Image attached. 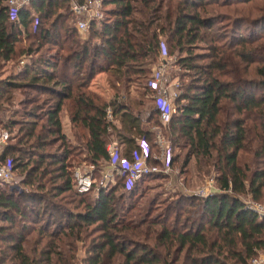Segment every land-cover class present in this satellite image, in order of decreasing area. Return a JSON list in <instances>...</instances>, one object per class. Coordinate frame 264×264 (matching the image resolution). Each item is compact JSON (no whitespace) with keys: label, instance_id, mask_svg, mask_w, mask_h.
<instances>
[{"label":"trees","instance_id":"16d2710c","mask_svg":"<svg viewBox=\"0 0 264 264\" xmlns=\"http://www.w3.org/2000/svg\"><path fill=\"white\" fill-rule=\"evenodd\" d=\"M82 1L28 0L12 13L0 0V68L25 58L16 73L0 79V114L10 111L0 126L15 128L0 163L18 172L15 186L0 182V264H71L78 242L81 264H249L264 246V217L258 220L236 195L263 197L264 34L237 35L247 22L241 19L219 30L206 13L212 4L250 0H101L102 17L90 21L80 39L71 3ZM258 19L247 23L264 22ZM160 43L187 77L164 125L153 105L141 101L151 99L146 82ZM98 73L109 75V101L88 89ZM119 84L124 90L134 84L136 99L117 100ZM13 98L19 110L6 106ZM63 109L70 136L61 128ZM142 110H148L143 124L164 128L169 165L185 151L180 165L192 159L198 171L210 169L218 192L180 194L163 214L149 217L154 199L129 212L139 203V185L164 178L161 173L129 187L114 174L93 197V187L75 190L71 168L86 164L96 173L108 159L110 139L129 159L138 150L136 137L142 138L154 163V136L141 126ZM241 153L255 169L238 161Z\"/></svg>","mask_w":264,"mask_h":264},{"label":"rangeland","instance_id":"374dc122","mask_svg":"<svg viewBox=\"0 0 264 264\" xmlns=\"http://www.w3.org/2000/svg\"><path fill=\"white\" fill-rule=\"evenodd\" d=\"M99 2V9L101 14H103L102 10H103V6L101 4V0H97V3ZM135 6H138L137 3H134ZM207 15L212 16L213 18H216V23L214 25V28H218L219 30H225L228 31L230 30V22L233 19H241L242 21H247V22H251L253 20H257L258 17L260 15H263L264 13V0H250L247 3H234V4H228L226 6H221L219 4H212L207 6ZM77 18L79 19V16H75V21L77 20ZM225 18H230V19H225ZM264 18L262 19H258V23L261 21L263 22ZM230 21V22H229ZM247 22H243L245 24H242L241 29H237V35H244L246 37H248V35L251 33L253 35H255L256 33L258 34H264V22L261 23L258 26H250V24H248ZM235 25V23H233ZM89 25V23H88ZM87 25V27H88ZM87 29V28H86ZM86 29L84 30H78V34H79V38L80 39H85L87 36L86 33ZM163 40V39H162ZM168 57L171 59V63L167 66L166 68V74L168 76V78L170 79V81H172L174 83V85L176 86V83L179 86V83H181L182 81H186L187 77H180L178 71L180 70V66H176L174 63L176 57L174 54L168 55ZM19 59H22V63H24L25 58H17L16 62L12 61V62H8L6 63L3 67L0 68V79H4L5 77L10 76L12 73H16L20 67V62ZM158 59L156 60V62L154 64L151 65L150 70L152 69V67L156 66L158 64ZM22 66V65H21ZM108 74L106 73H98L96 74V76L92 79L93 81H91L88 84V89L92 92H94L97 89V92L100 93L102 92V99H104L105 101H109V99H111L113 96L111 93H113V90H111L108 86V84L106 83V80L108 81ZM179 77V78H178ZM170 88H172L173 86L170 85ZM178 91V90H177ZM95 93V92H94ZM127 94V96L129 98H135L136 99V92L134 90V84H131L129 90H124L123 86L119 84L118 86V96L120 97V100L125 101V95ZM14 96L15 98H19L21 97L19 91H15L14 92ZM101 97V96H100ZM13 101L11 102V104L6 105L9 106V109L15 110V109H20L19 105L17 104V100L16 99H12ZM141 101H143L144 103V107L148 106V105H153L154 107V101L151 99H148V97H146V95H143L141 97ZM175 101L173 102V107L175 106ZM5 105V104H4ZM8 109V111H9ZM135 110V109H134ZM148 111V110H147ZM145 110H142L140 112V119L142 120V127L143 129L146 128H150L152 129L151 132L154 135L155 132L159 133V135H161L163 137V139L165 140V145L168 146L169 148V144L170 142L167 139V135L164 132V128L162 127H158L155 126L152 122H149L148 124H143V121L146 119V113L148 114V112ZM135 112V111H134ZM133 112V113H134ZM7 113V114H6ZM1 113L0 117H1V121L7 120V117L10 116V111L9 113L6 112ZM8 115V116H7ZM60 118L63 120H67L66 117V110L63 109L60 113ZM0 131H6V133L8 134V140L6 141V143L9 141L10 143L14 142L13 136L15 134V128H13V130L8 131L7 129L3 128L2 126H0ZM71 135V134H70ZM80 144L82 146V142L80 141ZM78 145V144H77ZM120 148V154L122 155L121 151V147ZM157 151V148L153 147L151 154H155ZM180 151V155L178 160L173 163L167 174H163L165 175L164 178H151V179H146L145 181L142 182V184L139 185V190H138V196H139V200H138V204H136L129 213H134L137 212L136 209H138V207L144 203V201H146L147 199H154L155 202L152 203V205H150L149 207V217H154V216H158L160 214H163L166 210L167 207L169 206L168 203L170 201H172V199H174L175 197L179 196L180 194L182 195H186V194H192L195 191H198L200 189H204V188H208L211 192L210 193H214V192H218L219 189L216 186V183L214 182V173L209 169L207 173H202L201 171H198L196 169V165L194 164L193 160L190 159L188 164L185 167H182L180 165V162L182 161V157L183 154L185 153V151L183 150H179ZM178 152L177 149H172L171 153L172 155L176 154ZM123 156V155H122ZM238 161L240 163H244L246 162L248 165V169H255V165L251 164V159L250 156L248 154H239V159ZM104 165V162H102V165ZM79 168L81 170H86L87 167H89V165L86 164H80L78 165ZM100 166V167H101ZM8 167V166H7ZM74 168H76V165L73 166L71 169L72 171L74 170ZM205 168H207V166H205ZM9 169V168H8ZM10 171V170H9ZM12 174V177L14 178V181L16 182V177L18 176V172H10ZM160 173V172H159ZM93 174L94 178L96 179L98 177V173H91ZM162 174V173H161ZM113 180H114V174L112 175ZM112 180V181H113ZM15 186L12 185V187ZM96 194V190H93L92 192H90V195H88L89 197H93ZM240 200H245L250 198L249 194L246 193H241V194H237L236 195ZM263 197L261 198L260 201H255L261 205L264 206V190H263ZM126 201L125 199L122 200ZM67 206V205H66ZM145 207V205H144ZM148 209V207H147ZM146 209V210H147ZM92 236H89L88 238H82V243H86V241ZM74 245H76V252L74 253V258L72 260H70L71 264H81V258L83 257V247L82 244L80 242L75 243ZM264 248V246H263ZM29 249V246L27 245V250ZM260 250V249H259ZM259 250L257 252H259ZM250 262V260H249Z\"/></svg>","mask_w":264,"mask_h":264},{"label":"built area","instance_id":"2783aa9c","mask_svg":"<svg viewBox=\"0 0 264 264\" xmlns=\"http://www.w3.org/2000/svg\"><path fill=\"white\" fill-rule=\"evenodd\" d=\"M28 0H7V5L11 8L12 13L25 4ZM71 10L73 14L79 16L74 25L77 30H85L87 25L92 20H99L102 17L99 9V2L97 0H83L82 3H71ZM159 61L158 64L149 72L147 87L151 91L150 97L154 101V108L158 112V120L161 125L168 122L173 111V100L177 95V87L166 74L167 66L172 62L168 57L164 45H159ZM173 87L170 88L169 86ZM120 99V97H119ZM107 118L111 119L109 108L106 107ZM8 140L6 131H0V152L2 146ZM153 143L157 151L152 154L151 159L154 163L147 161L148 145L142 138L136 140L138 146L137 151L131 152L129 159L120 154V148L115 140H111L106 144L105 150L108 156L107 161L99 167V176L95 179L92 176L91 170L93 167L89 165L86 170H81L79 167L74 168L73 177L75 179V190L78 193L88 192L91 187L97 191L98 188L106 186L107 183L112 182L113 174L123 177L124 184L129 187L132 183L148 173H162L167 174L170 168L169 165V148L165 145V140L159 133H154ZM0 182L12 187L16 182L12 177L7 166L0 163ZM210 190L206 187L193 192L197 196H207ZM245 209L253 212L257 219L264 217V206L251 200L250 198L241 200ZM263 256L257 254L250 259L249 264H264Z\"/></svg>","mask_w":264,"mask_h":264},{"label":"crops","instance_id":"0c3cea01","mask_svg":"<svg viewBox=\"0 0 264 264\" xmlns=\"http://www.w3.org/2000/svg\"><path fill=\"white\" fill-rule=\"evenodd\" d=\"M22 58V57H21ZM19 61H21L20 62V66L23 64L22 63V59H19ZM91 81H93V80H91ZM90 81V82H91ZM89 82V83H90ZM96 94H98L99 96H101L102 97V92H100V93H98L97 92V89L94 91ZM112 94V93H111ZM117 100H120L119 99V96L116 98ZM148 116V114L146 113V117ZM61 128H62V131L67 135V136H70V124H69V121H68V119L67 120H65V119H61ZM148 130L151 132V130L152 129H150V128H148ZM154 136V135H153ZM138 139V137H136V140ZM112 139H110L109 141H111ZM113 140H115V139H113ZM108 141V142H109ZM116 141V140H115ZM105 164V163H104ZM102 165V163H100L99 164V166H98V173H99V167ZM259 253L263 256L262 258H263V260H264V248H262V249H260L259 250Z\"/></svg>","mask_w":264,"mask_h":264}]
</instances>
